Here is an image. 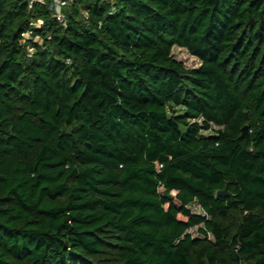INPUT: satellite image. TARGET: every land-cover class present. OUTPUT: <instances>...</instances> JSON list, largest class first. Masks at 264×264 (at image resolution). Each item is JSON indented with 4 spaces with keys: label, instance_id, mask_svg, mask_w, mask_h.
<instances>
[{
    "label": "trees",
    "instance_id": "1",
    "mask_svg": "<svg viewBox=\"0 0 264 264\" xmlns=\"http://www.w3.org/2000/svg\"><path fill=\"white\" fill-rule=\"evenodd\" d=\"M47 3L0 0V264H264V0Z\"/></svg>",
    "mask_w": 264,
    "mask_h": 264
},
{
    "label": "rangeland",
    "instance_id": "2",
    "mask_svg": "<svg viewBox=\"0 0 264 264\" xmlns=\"http://www.w3.org/2000/svg\"><path fill=\"white\" fill-rule=\"evenodd\" d=\"M171 52H172L173 56L176 59L180 60L186 67L197 66L200 62L199 59L195 55L189 53V51L185 47L174 45L172 47ZM215 127L216 126L214 124H212L209 129H206V130L202 129L201 133L202 134H210L211 132H213V129ZM188 206L194 212H202V209L200 208V206L195 202H191ZM188 231L192 235L198 234L197 226H192V227L188 228Z\"/></svg>",
    "mask_w": 264,
    "mask_h": 264
},
{
    "label": "built area",
    "instance_id": "3",
    "mask_svg": "<svg viewBox=\"0 0 264 264\" xmlns=\"http://www.w3.org/2000/svg\"><path fill=\"white\" fill-rule=\"evenodd\" d=\"M28 5H32L35 2L43 1V0H26ZM71 0H48V7L52 10L53 15L58 19H63V16L61 14V8L62 6L69 3ZM35 25H40L42 23V19H37L34 21ZM25 35H29V32L26 31Z\"/></svg>",
    "mask_w": 264,
    "mask_h": 264
},
{
    "label": "water",
    "instance_id": "4",
    "mask_svg": "<svg viewBox=\"0 0 264 264\" xmlns=\"http://www.w3.org/2000/svg\"><path fill=\"white\" fill-rule=\"evenodd\" d=\"M214 194H215V196H217V195H231V193L227 190L226 183H224V185L221 188L216 189Z\"/></svg>",
    "mask_w": 264,
    "mask_h": 264
}]
</instances>
